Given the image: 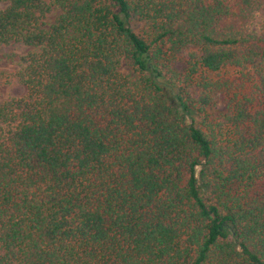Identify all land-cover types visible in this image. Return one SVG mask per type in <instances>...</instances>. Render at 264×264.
Instances as JSON below:
<instances>
[{"label":"trees","instance_id":"1","mask_svg":"<svg viewBox=\"0 0 264 264\" xmlns=\"http://www.w3.org/2000/svg\"><path fill=\"white\" fill-rule=\"evenodd\" d=\"M3 48L0 264H264V0H0Z\"/></svg>","mask_w":264,"mask_h":264},{"label":"rangeland","instance_id":"2","mask_svg":"<svg viewBox=\"0 0 264 264\" xmlns=\"http://www.w3.org/2000/svg\"><path fill=\"white\" fill-rule=\"evenodd\" d=\"M59 11L51 9L45 18V24L48 26L52 24L55 18L58 16ZM258 22V21H257ZM258 24H254L253 28L257 29ZM135 30H138L137 26H134ZM28 52L27 48H3L0 50V103L4 102L10 95V88L6 83V77L9 78L10 74H15L22 67V58ZM121 71L124 74L128 73V70L122 66Z\"/></svg>","mask_w":264,"mask_h":264}]
</instances>
